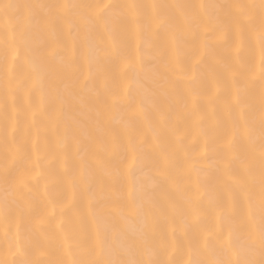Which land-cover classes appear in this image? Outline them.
Masks as SVG:
<instances>
[{"label":"snow or ice","instance_id":"obj_1","mask_svg":"<svg viewBox=\"0 0 264 264\" xmlns=\"http://www.w3.org/2000/svg\"><path fill=\"white\" fill-rule=\"evenodd\" d=\"M0 264H264V0H0Z\"/></svg>","mask_w":264,"mask_h":264}]
</instances>
